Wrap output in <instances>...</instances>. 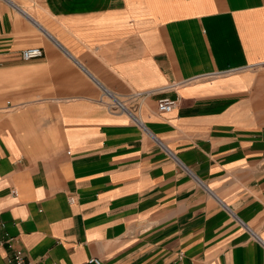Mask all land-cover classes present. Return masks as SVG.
Masks as SVG:
<instances>
[{"label":"crops","instance_id":"obj_1","mask_svg":"<svg viewBox=\"0 0 264 264\" xmlns=\"http://www.w3.org/2000/svg\"><path fill=\"white\" fill-rule=\"evenodd\" d=\"M16 251L264 264V0H0V264Z\"/></svg>","mask_w":264,"mask_h":264},{"label":"built area","instance_id":"obj_2","mask_svg":"<svg viewBox=\"0 0 264 264\" xmlns=\"http://www.w3.org/2000/svg\"><path fill=\"white\" fill-rule=\"evenodd\" d=\"M44 55V52L40 48H28L23 51L22 53V58L25 61H31L35 59L42 58ZM139 95H137L138 97ZM176 105V101L170 100V99H162L159 104H158V109L160 112H171ZM116 108L123 110L124 107L122 105H117ZM13 261L15 264H25V259L23 256L22 251H16L15 254L13 255ZM91 263H96L99 264V260L97 259H91Z\"/></svg>","mask_w":264,"mask_h":264},{"label":"rangeland","instance_id":"obj_3","mask_svg":"<svg viewBox=\"0 0 264 264\" xmlns=\"http://www.w3.org/2000/svg\"><path fill=\"white\" fill-rule=\"evenodd\" d=\"M258 70H263L262 68L258 69Z\"/></svg>","mask_w":264,"mask_h":264}]
</instances>
